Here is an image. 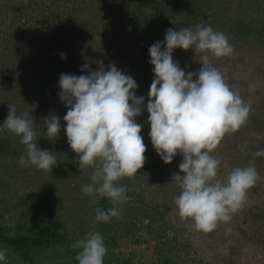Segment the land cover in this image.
I'll use <instances>...</instances> for the list:
<instances>
[{
  "label": "clouds",
  "instance_id": "9594fccd",
  "mask_svg": "<svg viewBox=\"0 0 264 264\" xmlns=\"http://www.w3.org/2000/svg\"><path fill=\"white\" fill-rule=\"evenodd\" d=\"M177 48L194 51L201 65L198 72L181 69L173 59ZM233 53L224 33L202 23L194 30L169 28L164 41L149 47V63L154 66L146 104L151 144L165 164L182 155V175L174 173L172 178L181 189L174 202L181 221H192L194 229L204 233L214 231L221 222L229 223L245 205L247 193L258 179L253 166L236 167L226 181L219 179L221 161L212 155L226 135L246 125L251 112V104L239 90L230 87L224 74L213 65V58ZM60 55L66 58L64 53ZM81 71L88 74L59 76V99L68 109L63 117L64 132L79 170L92 169L91 183L82 186L83 193L107 198L113 205L106 210L97 208L95 220L109 222L120 216L118 205L130 199L128 189L118 181L134 178L145 164L142 125L135 120L142 114L145 98L136 95V81L114 63L107 71L102 62L98 70L85 64ZM255 88V84H249V90ZM8 107L0 131L7 130L20 138L24 154L19 165L51 171L57 158L53 151L37 146L35 121L28 113L17 115L14 106ZM43 121L47 139L56 141L61 132L60 117L51 115ZM245 148L246 145L241 150ZM252 156H264V149ZM254 162L253 159L250 164ZM71 247L80 249L75 257L78 264H104L108 251L99 232H89ZM6 254L7 249L0 250V262L6 260Z\"/></svg>",
  "mask_w": 264,
  "mask_h": 264
},
{
  "label": "trees",
  "instance_id": "16d2710c",
  "mask_svg": "<svg viewBox=\"0 0 264 264\" xmlns=\"http://www.w3.org/2000/svg\"><path fill=\"white\" fill-rule=\"evenodd\" d=\"M19 4L25 5V12L18 14L14 11L13 23H19L18 26L13 30L9 29L7 24L6 31L0 36V60L7 73L11 70L5 104L14 106L17 115L29 114V118L35 121L37 146L42 150L53 151L57 158V164L51 171L44 172L33 166L32 169L18 173L30 184V192L18 198L23 206L20 211L23 215L34 210L38 212L44 199H47L44 201L47 203L54 202L52 191L56 189L53 186L57 185L61 178L67 177L69 185L73 184L75 189L81 192L80 189L87 184L86 180H89L92 173L91 168L79 170L76 154L67 142L63 117L68 109L59 99L61 73L87 75V71H81L83 65L88 64L90 69L95 71L97 64L100 67L101 62L108 64L113 58L115 65L120 68L123 66L125 74L136 81V95L145 98L142 114L135 117L137 123L145 126L141 135H144L146 159L139 176L154 178L159 170L160 157L151 144L147 115L149 113L146 110L148 92L154 79V66L149 63V47L158 41H164L166 30L169 28L176 30L179 27H191L194 30L197 24L202 23L211 25L214 31L224 33L230 42L237 44L235 48L245 47L249 53L254 49L264 51V0H23ZM24 17L25 23L22 25L20 20ZM109 46L117 47L126 63L118 61L117 52L107 49L106 52L103 51V48ZM99 47L101 52H98V55L101 57L96 62L92 58L98 56L96 51ZM61 53L66 54L65 59L61 58ZM110 53L113 55L108 56ZM89 56L91 59L87 62ZM175 56L173 54V59ZM11 65L16 70H13ZM51 115L60 117L61 132L56 141L47 139L43 121ZM15 138L16 143L6 149V154L11 156L12 162L15 159L19 161L20 156L24 154L20 138ZM83 174L84 179L76 176ZM44 181L48 186L44 187ZM126 195L130 199L127 203L118 205L120 216L111 218L109 222L95 220L97 208L106 210L113 207L107 198L97 196L94 205L90 203L91 210L89 204H86L87 201L75 196V193H71L69 199L73 200L78 209L88 208L87 211L79 213L84 230L87 233L99 232L106 242L111 231L116 232L122 239H131L135 234L136 224L131 222L130 214L135 207L141 209L144 202L138 203L137 206L138 199H133L132 202L131 195ZM93 210L96 228L92 231V226L89 225V217L92 214L89 216V212ZM55 221L57 223L52 224L49 220L46 227L40 230L41 236L44 237L41 249L46 251L53 248V254L58 252L55 260L50 259L53 263L56 260L61 261L59 253L62 251L64 255L73 256V262L69 264H74L79 249H70L73 243L64 239L66 236L63 234L59 236L56 230L52 231L51 228H62L63 222L58 219ZM148 224L151 227V223ZM161 225L162 222L152 223L154 228H151L150 234L153 235L155 244L148 259L136 261L132 251L114 253L110 251L109 245L104 243L108 250L104 264H180L173 262L172 255L166 256L163 253V245L167 241L164 240ZM30 237L33 238L21 235L16 240L25 244ZM16 240L14 242H17ZM135 242H139L138 239ZM62 243L64 248L57 247ZM14 249L19 250V244L15 243ZM44 262L48 263L47 260Z\"/></svg>",
  "mask_w": 264,
  "mask_h": 264
},
{
  "label": "rangeland",
  "instance_id": "374dc122",
  "mask_svg": "<svg viewBox=\"0 0 264 264\" xmlns=\"http://www.w3.org/2000/svg\"><path fill=\"white\" fill-rule=\"evenodd\" d=\"M21 1L23 0H0V36L6 31L7 24L8 28L13 30L18 26L19 23H13L14 11L24 14L25 5H20ZM24 21L25 17L21 18L20 24L24 25ZM229 43L234 48L233 55L219 59L213 58V65L224 74L230 87L233 90H239L242 98L251 104V112L246 125L236 133L226 135L212 155L221 161L218 169V178L221 180L226 181L228 174L236 167H255L258 179L255 187L248 191L245 205L232 215L229 223H219L214 231L210 233L196 231L192 221H181L174 202L181 189L172 178L174 173L182 175L179 165L183 157L178 154L170 164H165L160 158L159 170L154 178L145 175L139 176L142 170L140 169L134 178L127 179L125 177L121 179V182L118 181L120 185L128 189L127 193L131 195L132 202L138 199L137 206L138 203H144L141 205V209L135 207L130 214L131 222L136 224L135 234L131 239H122L114 231H111L110 236H107L106 242L104 239V243L109 245L110 251L114 253L132 251L136 261L148 259L155 244L153 235L150 234L151 228H154L152 223L162 222L164 240L167 241L163 245V249H165L163 253L166 256L172 255L173 262H180V264H264V156L255 158L252 156V153L257 150L264 149V51L254 49L249 53L245 47L235 48L236 43L230 41ZM106 49L117 52L118 61L126 63L122 52L117 47H105L103 51L106 52ZM175 51V53L173 52L176 55L174 59L179 62L181 69L186 73L199 71L201 65L197 62L193 50L185 51L177 48ZM96 52L98 55V52H101V47ZM112 55L113 53H110L108 56ZM100 57L98 55L92 60L97 62ZM90 59L91 57L87 58V62ZM113 59L108 64L103 63L106 71L109 64L113 63ZM115 66L123 71V66L122 68L118 65ZM10 67L16 70L13 65ZM5 68L0 60V125H3L8 115L5 97L11 70L7 73ZM98 69L97 64L96 70ZM249 84L256 85L254 91L249 90ZM144 128L145 126L142 127V129ZM16 141L15 136L8 133L7 130L0 131V250L7 249V258L0 264L72 263L73 256L64 255L62 251L59 253L61 261L51 262L50 259L55 260L58 252L53 254V248L46 251L41 249L44 237L41 236L40 230L46 227L49 220L55 224L57 221L54 222V220L58 219L61 223L63 222L62 228L51 229L54 232L56 230L59 236L63 234L66 237L62 238L69 239L72 243L85 238L88 233L84 230L79 213L87 211L88 208L78 209L73 204V200L69 198L71 193H75V196L87 201L86 204H89V210H91L90 203L94 205V201L98 197L86 195L81 191L82 189L79 192L73 184L69 185L70 181L67 177L61 178L57 185L53 186L56 190H51L54 202L47 203L44 202L47 199H44L38 212L34 210L23 215L20 212L23 206L18 198L30 192V184L18 173L32 169L33 166L21 167L17 159L12 162L11 156L6 154V149L13 146ZM245 145L246 148L242 151L241 148ZM253 159L255 160L254 164H250ZM84 174L76 176L84 179ZM44 182V187L48 186V183ZM86 182L90 184V178ZM93 213L94 210L89 212V216L92 214L89 217L92 231L96 228ZM121 220L123 221L122 217ZM146 220L151 223V227L145 223ZM226 229H230V231H226ZM21 235H29L33 238L30 237L24 244L23 241L16 240ZM136 239L139 242H135ZM15 240L17 242H14ZM15 243L19 244V250L14 249ZM57 247L62 249L64 245L62 243ZM70 249L73 248L70 246ZM44 260H47L48 263H45ZM74 264H78V261Z\"/></svg>",
  "mask_w": 264,
  "mask_h": 264
}]
</instances>
